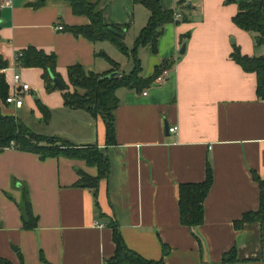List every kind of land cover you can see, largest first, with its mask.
I'll use <instances>...</instances> for the list:
<instances>
[{
    "label": "crops",
    "instance_id": "crops-1",
    "mask_svg": "<svg viewBox=\"0 0 264 264\" xmlns=\"http://www.w3.org/2000/svg\"><path fill=\"white\" fill-rule=\"evenodd\" d=\"M32 1L0 0V52L10 61L3 72L8 82L18 72L31 85L20 107L0 98L1 111L25 125L19 114L25 103L47 124L58 112L62 126L50 135L96 144L107 153L110 171L99 180L97 205L91 187L74 184L82 172H99L85 159H42L14 146L1 150L0 256L13 264H108L116 248L113 220L131 249L164 264H264L262 223L235 224L260 207L254 173L264 180V98L257 93V74L231 56L235 46L248 56L264 55V44L233 21L238 2L159 0L181 17L164 24L156 53L139 47L141 61L146 59L142 74H151L164 58L173 64L161 82L116 90V140L108 143L101 116L67 106L60 88L47 89L43 68L21 65L17 52L29 44L56 52L57 70L68 84L70 64L97 73L113 67L100 51L124 71L123 52L108 39L93 41L66 30L90 18L75 14L65 0H47L38 8ZM91 1L99 2L107 23L127 25L124 39L131 36L133 45L148 21L147 6L138 0ZM37 100L48 109V120ZM166 123L178 124L177 132ZM209 164L214 181L204 200V220L192 228L180 222L179 184L205 180ZM24 187L39 217L31 229L24 228L19 208ZM233 246L238 260L223 263V253Z\"/></svg>",
    "mask_w": 264,
    "mask_h": 264
},
{
    "label": "trees",
    "instance_id": "trees-1",
    "mask_svg": "<svg viewBox=\"0 0 264 264\" xmlns=\"http://www.w3.org/2000/svg\"><path fill=\"white\" fill-rule=\"evenodd\" d=\"M70 3L75 14L86 15L90 21L84 24H70L66 30L86 36L97 41L108 39L112 41L120 50L133 57L134 66L130 72L118 71L116 74L110 73L119 69L120 63L109 58L105 51H100L112 62L113 67L97 73L86 69L81 63L70 64L68 67V79L73 86L61 77L57 70L56 52H47L43 48H37L34 45H27L17 52V59L23 66L42 67V77L45 79L47 89L59 88L54 84L51 74L62 79L66 88L61 89L64 103L69 107H81L88 109L93 116H101L106 123V137L108 143H114L115 137V110L120 102V97L116 90L119 87L134 88L141 90L147 85L156 82L159 75L164 70L172 66L170 59H162L160 64L154 67L151 74L144 76L142 74V62L138 57L139 47L149 46L151 52L158 51V39L162 34L163 26L166 22L174 21L175 15L172 9H165L159 0H138L144 3L149 10V18L140 33L136 36L132 47L125 43V30L127 25L110 24L103 17V10L99 2L91 0H65ZM238 2V11L233 17V21L241 28L251 31L256 43L264 44V0H228ZM47 0H34L30 4L38 8L45 5ZM1 14V6H0ZM110 26L123 33L118 34L110 30ZM232 58L239 62L244 70L254 71L257 74V93L260 98H264V55L243 54L239 46H235L231 54ZM10 61L0 52V98L6 101L9 93V82L6 80L3 69L9 66ZM40 109H43L45 120L49 119V111L40 100H37ZM17 147L22 150H30L40 157H57L65 155L70 158L78 157L85 159L88 164L99 168L97 175L81 173V177L74 183L76 185L91 187L93 189L96 204L98 205L97 191L99 180L108 175L110 171L109 158L106 152L96 144L79 145L72 143L69 139L61 136L49 135L35 132L29 125H25L15 115L4 114L0 108V151L6 147ZM254 177L261 186V204L255 211H247L240 220L235 221L237 228H240L244 222L259 221L264 227V180L255 172ZM213 169L211 164L206 170V177L203 181L181 182L179 184V210L180 222L196 228L204 220V200L208 195L210 187L213 184ZM23 226L31 229L37 226L39 217L33 212L32 200L27 188L24 187L21 201L19 202ZM113 227V241L116 244L115 252L110 256L106 263L108 264H164L163 259H147L137 251L131 249L124 241L121 228L117 222L110 220ZM264 241V235L262 236ZM168 246L164 245V253ZM238 254L236 246H233L227 252L223 253L222 262L237 261ZM0 264H13L9 259L0 256ZM21 264H24L22 262Z\"/></svg>",
    "mask_w": 264,
    "mask_h": 264
},
{
    "label": "rangeland",
    "instance_id": "rangeland-1",
    "mask_svg": "<svg viewBox=\"0 0 264 264\" xmlns=\"http://www.w3.org/2000/svg\"><path fill=\"white\" fill-rule=\"evenodd\" d=\"M124 40L128 47H132V45L130 46L131 36L126 37V39ZM114 46L117 47L116 44H114ZM122 56L125 58V63L127 62L126 64L125 63L123 64L122 69L126 71V73H128L131 71V69L134 66L133 57L131 55L128 56L124 53ZM138 57L140 58V61H141L142 57L140 56L139 51H138ZM145 60L146 59H142L141 61L143 67H146ZM35 95H36V98H40L38 94H35ZM24 101H26L25 96H24ZM29 108L30 106L28 104L26 105L25 103L24 107L19 109V114L24 118L23 120L25 121L26 125H29L30 128L34 130L35 132H39V133L45 132L46 134L50 135L51 132H54L55 130H57V128L62 126V124H60L61 120L59 118L60 114H58V112H55L53 120L49 124H47V122L44 121V119L38 114V111L35 110V108L33 109L34 111L29 110Z\"/></svg>",
    "mask_w": 264,
    "mask_h": 264
},
{
    "label": "built area",
    "instance_id": "built-area-1",
    "mask_svg": "<svg viewBox=\"0 0 264 264\" xmlns=\"http://www.w3.org/2000/svg\"><path fill=\"white\" fill-rule=\"evenodd\" d=\"M176 17H181L179 12L175 13ZM58 29L63 28L62 25L56 26ZM166 70H164L161 75L157 78L156 82H161V80L164 79V73ZM31 87L30 83L26 80L22 79V76L20 73L15 72L11 76V81L9 82V93L6 98V102L11 104L13 103L15 106L20 107L24 103V93L29 90ZM168 130L170 132H177L178 130V124L172 125L168 127Z\"/></svg>",
    "mask_w": 264,
    "mask_h": 264
},
{
    "label": "water",
    "instance_id": "water-1",
    "mask_svg": "<svg viewBox=\"0 0 264 264\" xmlns=\"http://www.w3.org/2000/svg\"><path fill=\"white\" fill-rule=\"evenodd\" d=\"M110 30L111 31H115V32H117L118 34H120V35H123V33L122 32H120V31H118V30H116L115 28H113L112 26H110ZM185 49H186V45H185V42L182 44V47H181V52H184L185 51ZM118 71L116 70V71H113V72H111L110 74L111 75H113V74H116ZM51 77H52V79L54 80V84L55 85H57L60 89H64V88H66V84H65V82H63V80L62 79H60V78H58L57 76L55 77L54 75H52L51 74ZM166 129H168V124L166 123Z\"/></svg>",
    "mask_w": 264,
    "mask_h": 264
}]
</instances>
